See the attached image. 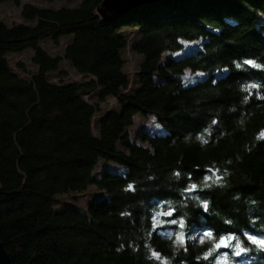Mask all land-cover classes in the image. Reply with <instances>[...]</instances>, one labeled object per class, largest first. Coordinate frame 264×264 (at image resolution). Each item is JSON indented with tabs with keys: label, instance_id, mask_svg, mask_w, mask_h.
Instances as JSON below:
<instances>
[{
	"label": "trees",
	"instance_id": "trees-1",
	"mask_svg": "<svg viewBox=\"0 0 264 264\" xmlns=\"http://www.w3.org/2000/svg\"><path fill=\"white\" fill-rule=\"evenodd\" d=\"M103 1L0 0L23 20L0 19V242L11 264H264L246 240L264 238V0H186L110 21L96 14ZM63 39L55 55L43 48ZM127 50L142 57L134 81ZM26 51L37 71L22 77L8 56ZM186 71L203 76L186 83ZM138 116L162 131L134 141ZM101 163L123 169L97 178ZM90 187L104 195L86 213L55 210ZM229 233L236 241L218 249Z\"/></svg>",
	"mask_w": 264,
	"mask_h": 264
},
{
	"label": "rangeland",
	"instance_id": "rangeland-1",
	"mask_svg": "<svg viewBox=\"0 0 264 264\" xmlns=\"http://www.w3.org/2000/svg\"><path fill=\"white\" fill-rule=\"evenodd\" d=\"M83 0H64L62 2H55L51 4V6L48 3H45L42 0H22V4H33L34 6L37 7H53V8H62L64 6L66 7H76L78 6ZM0 19L5 21L7 25L12 26L14 24H20L22 23L21 19V10L14 6L13 4L10 3H0ZM264 21V20H263ZM131 36H134V32H130ZM69 40L68 39H63L60 43V47H56L53 43H48L43 45V48L50 54V55H55L56 52L63 50L66 45L68 44ZM185 44V50L181 53L175 54V53H166L164 55L163 60L165 61L167 58H180L183 55L193 52L196 49L200 48L202 45L201 41L197 42H184ZM33 56V51H26L21 54H11L8 56V61L11 65V68L14 70L15 73L22 77H27L29 73L32 75L37 71V68L33 66L31 63V59ZM123 57L125 59V71L127 74L131 77V80L134 81L137 72L139 71V66L142 62V57L138 55L132 54L129 50L125 51L123 54ZM24 64L26 66L27 72L24 70H21L18 68V64ZM69 69L67 65L62 67V71L64 72L65 70ZM73 76L76 77L77 75L74 74L73 71ZM203 74L198 73V74H191L189 71H186V74L184 75V81L186 83H191L194 82L198 79H201ZM59 78H63L60 73H54L50 75V79L52 81L58 80ZM89 99V98H88ZM93 101V100H92ZM113 107H115V100L114 99H109L106 104L101 105L102 112L95 117L93 122L96 123V120L100 118L101 116L105 115L109 110H111ZM94 134L98 135V129L95 126H93ZM161 132V128L156 124L155 119L150 117V118H142L138 116L135 119V125L129 129V134L131 135L132 139L136 141V136L138 133L141 132ZM123 168L118 167L116 165H105L104 163H101L96 172L95 176L97 178H100L101 175L105 171H111V172H121ZM104 193L98 191L97 188L95 187H90L86 193L84 194H70V195H64L60 196L57 198V203L55 206L56 211H62L65 208H67L69 205L74 204L76 205L79 209H81L83 212H87L89 205L98 198L103 197Z\"/></svg>",
	"mask_w": 264,
	"mask_h": 264
},
{
	"label": "water",
	"instance_id": "water-1",
	"mask_svg": "<svg viewBox=\"0 0 264 264\" xmlns=\"http://www.w3.org/2000/svg\"><path fill=\"white\" fill-rule=\"evenodd\" d=\"M184 1L186 0H104L97 8L96 14L102 20H118L136 15L150 7L179 5ZM0 264H11L10 256L1 242Z\"/></svg>",
	"mask_w": 264,
	"mask_h": 264
},
{
	"label": "snow or ice",
	"instance_id": "snow-or-ice-1",
	"mask_svg": "<svg viewBox=\"0 0 264 264\" xmlns=\"http://www.w3.org/2000/svg\"><path fill=\"white\" fill-rule=\"evenodd\" d=\"M246 63H248L249 65H252V66H256L253 64V62L251 60H247ZM205 209H207V204L205 203L204 205ZM169 216L172 215V212H169L168 213ZM172 223H175L176 221L175 220H172L171 221ZM227 222V221H226ZM237 237L234 235V234H222L220 236V244L217 245L218 249L219 248H228L230 247V241H236ZM246 240L247 242L251 243L252 245H256L258 246L259 248L261 249H264V238H257L255 236H252V235H247L246 236ZM246 249L245 247L243 246V244H240L239 247H238V250L236 251V255L237 256H240L241 253L245 252Z\"/></svg>",
	"mask_w": 264,
	"mask_h": 264
}]
</instances>
